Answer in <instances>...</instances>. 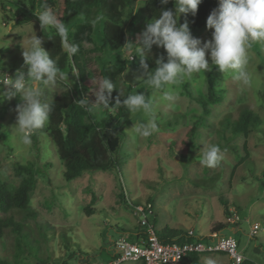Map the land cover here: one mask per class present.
Returning a JSON list of instances; mask_svg holds the SVG:
<instances>
[{"label":"rangeland","instance_id":"374dc122","mask_svg":"<svg viewBox=\"0 0 264 264\" xmlns=\"http://www.w3.org/2000/svg\"><path fill=\"white\" fill-rule=\"evenodd\" d=\"M0 1L3 2H0V67L14 74L17 70L26 74L22 44L27 47L31 37L39 38L40 22L27 13V0ZM43 8H37V12ZM129 12H124L122 24L125 45L114 48L106 44L103 18H98L89 29H79L82 19L77 17L65 23L67 35L62 39V47L69 50L71 45L76 46V56L81 60L77 62L91 76L100 61L115 69L123 66L115 76L118 92L144 93L152 99L159 131L147 138L134 136L132 127L147 123L148 117L143 112L130 114L122 107L123 117L118 123L125 135L117 151L118 168L88 169L66 181L64 167L47 134L34 131L30 145L21 143L13 127L20 98L0 101V181L8 188L16 187L21 175L16 174L15 167L27 162L33 165L36 179L29 197L34 217L15 207L0 210V217H11L21 225L20 235L10 228L4 229L0 259L11 264L98 263L108 257L111 240L124 234L133 241L135 232L142 233L144 229L139 223L142 215L134 211V205H139L143 210L152 209L148 221L155 231L168 227L205 235L214 225L224 223L226 227L218 232L239 242L243 261L264 264V44H253L249 50V85L235 80L231 72L219 71L206 53L210 70L174 86L177 99L169 103L161 99L166 89L152 90L139 57L131 60L126 51L128 45L142 43L141 34L151 21L140 1L132 17ZM190 31L202 46L212 38L214 30L208 29L205 22ZM96 54H102L101 59ZM161 56L166 62L165 50L155 45L151 52L145 53L147 71L155 69V61ZM208 74L216 79L222 99L209 104L210 112L204 114L201 105L184 94L182 84H187L193 95L206 96ZM72 84L68 74L63 80L57 78L55 83L39 84L43 89L42 100L48 103L55 93ZM5 87L0 82V91ZM96 92L95 85L88 92L93 102ZM245 108L257 114L260 122L250 127L246 135L235 134L226 121H235ZM103 114V108L92 112L94 120ZM193 126L195 131L191 133ZM207 145H217L221 150V159L215 167L200 163ZM223 201L229 214L239 215L234 224L226 221L229 214L223 212ZM256 223L259 228L250 236V228ZM218 254L224 255V264H232L224 253Z\"/></svg>","mask_w":264,"mask_h":264},{"label":"clouds","instance_id":"9594fccd","mask_svg":"<svg viewBox=\"0 0 264 264\" xmlns=\"http://www.w3.org/2000/svg\"><path fill=\"white\" fill-rule=\"evenodd\" d=\"M168 2L160 0L164 5ZM201 3L202 0H175L174 11L163 10L159 18L146 24L141 34L142 43H132L126 48L133 59L139 57L148 86L154 91L166 89L161 96L163 101L175 102L178 93L174 86L184 80H191L194 74L210 70L206 53L210 55L211 64L218 66L219 71L231 72L233 78L244 86L251 83L247 70L248 53L253 44H264V0H218V7L212 10L206 20L207 28L214 30L212 38L202 46L201 41L193 37L187 22L178 23L179 14L191 13L195 16ZM35 15L42 29L51 27L61 38L66 37L64 22L50 7L45 6ZM41 45L42 40L36 35L31 37L29 46L22 44L27 73L17 70L14 77L4 75L2 82L6 87L0 91V101L17 96L20 98L13 127L24 145L31 144V134L45 126L53 110L51 104L42 100L43 89L39 84L46 86L66 76ZM154 45L165 50L167 60L165 62L163 56L157 58L155 69L147 71L145 53L151 52ZM77 51L76 46H71L68 55H75ZM29 81L34 83L29 84ZM114 89L117 88L113 82L104 78L97 85L95 103L89 104L85 100L78 103L89 112L108 108ZM116 104L126 108L130 114L143 112L148 117L147 123L132 127L134 136L147 138L159 131L153 100L147 98L146 94H129L122 101L117 98ZM220 152L217 145L205 146L200 163L215 167L221 159ZM207 264H214V261L208 260Z\"/></svg>","mask_w":264,"mask_h":264},{"label":"trees","instance_id":"16d2710c","mask_svg":"<svg viewBox=\"0 0 264 264\" xmlns=\"http://www.w3.org/2000/svg\"><path fill=\"white\" fill-rule=\"evenodd\" d=\"M139 1L143 3L144 11L151 21L159 18L163 10H175V0H169L166 5L161 4L160 0H27L26 11L30 16L38 18L35 15L37 8L48 6L64 24L80 17L82 21L78 24L79 29H89L98 18H103L105 20L102 30L103 39L108 46L117 48L126 43V36L122 28L124 12L129 10V16L132 17L134 7ZM16 3L22 8L25 7L20 1H16ZM215 3L216 0H202L195 16L191 13L179 14L178 23L187 22L190 29L201 26L215 9ZM39 38L42 40L41 46L49 53L50 58L57 62L60 70L68 74V78L73 81V84L52 96L48 101L53 106L49 120L42 129L35 131L47 134L52 141L55 152L64 167L63 176L66 181L79 177L88 169H117L119 164L117 151L125 132L121 123H118L123 117V112L122 107L116 104V100L119 98L122 101L126 98L127 93H119L118 89H114L109 99V107L103 108L104 114L99 120H94L92 112L87 111L78 101L85 100L89 104L95 103L91 100L88 92L94 85L97 89V85L104 78L112 81L117 88L115 76L122 71L123 66L115 69L114 66L100 61L98 69L94 70L91 76L87 74L83 64L77 62V60L80 62L81 60L79 56L77 58L76 53L69 56V50L63 49V38L57 34L54 28L50 27V30L41 28ZM95 56L101 59L102 54ZM182 86L184 94L200 104L204 114L210 112L209 104L218 103L222 99L220 90L216 87V79L211 74L206 76V96L193 95L187 84L184 83ZM259 122V116L246 108L240 112L235 121H226L231 125L233 133L244 135L250 131V127ZM190 131L194 132L195 127L193 126ZM15 172L21 175V180L16 187L8 188L5 183L0 181V210L7 211L15 207L24 210L26 215L34 217L35 212L29 208V197L36 185L33 165L31 162L18 163ZM221 203L224 214L228 215L226 203L224 201ZM20 226V223L11 217H0V238L6 228L17 231L20 235ZM225 227L226 224L219 223L214 225L210 232L220 231ZM154 232L161 241L192 240L190 236L186 235V231L180 229L164 227ZM142 234L143 232H138L136 236ZM186 257L190 258L192 264H200L198 254H189ZM0 264L11 263L0 259ZM241 264L255 263L246 260Z\"/></svg>","mask_w":264,"mask_h":264},{"label":"built area","instance_id":"2783aa9c","mask_svg":"<svg viewBox=\"0 0 264 264\" xmlns=\"http://www.w3.org/2000/svg\"><path fill=\"white\" fill-rule=\"evenodd\" d=\"M130 59H133L132 56ZM4 75L15 76L11 71L3 70L0 67V82L4 80ZM134 211L136 214L142 215L139 223L144 229L143 234L133 241L121 235L113 241L112 256L94 264H120L124 261H135L140 264H181L189 254L217 252L227 255L232 264H241L244 260L237 240L231 235H223L218 231L206 235H196L192 230H187L186 235L192 238L190 241H161L148 221V217L153 214L152 209L148 207L143 210L139 205H134ZM238 220L239 215L236 213H231L226 218L229 224H234ZM258 228V223L252 225L249 235L254 236Z\"/></svg>","mask_w":264,"mask_h":264},{"label":"crops","instance_id":"0c3cea01","mask_svg":"<svg viewBox=\"0 0 264 264\" xmlns=\"http://www.w3.org/2000/svg\"><path fill=\"white\" fill-rule=\"evenodd\" d=\"M138 232H140V231H137V232L134 233V236L132 237L133 240H136L137 239V236L136 235L138 234ZM121 235H124V234H120L118 237H120ZM113 241L114 240H111L110 247L107 249L108 250V257L106 259H109L112 256V254H113V251H112L113 250V247H112ZM238 246H239V242H238ZM239 250L241 252H243L242 249L239 248ZM218 253H221V252H217V254H212V253H197L199 255V259L198 260H199L200 264H207V261L208 260L214 261V264H224V262L222 261V257H224V255H220ZM246 257H247V259H249L247 255H246ZM250 262H252V261H250ZM181 264H192V261L190 260L189 257H185L182 260Z\"/></svg>","mask_w":264,"mask_h":264}]
</instances>
